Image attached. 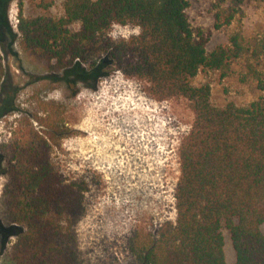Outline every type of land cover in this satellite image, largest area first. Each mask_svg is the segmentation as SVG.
Segmentation results:
<instances>
[{"label":"trees","instance_id":"1","mask_svg":"<svg viewBox=\"0 0 264 264\" xmlns=\"http://www.w3.org/2000/svg\"><path fill=\"white\" fill-rule=\"evenodd\" d=\"M21 1L39 14H19L20 47L47 70L85 82L105 76L111 66L143 83L154 100L189 102L194 121L178 149L176 219L155 234L141 231L134 244L141 264H228L223 231L232 264H264V72L254 65L264 54V31L250 53L239 34L208 53V39L188 21L186 0H62L60 16L51 12L56 0ZM233 17L225 16L224 25ZM113 25H132L139 33L113 41L107 37ZM248 53L247 75L262 95L246 106L213 105L210 87L195 85L194 78L202 70L228 69ZM91 61L97 64L82 67ZM3 77L0 53V85ZM49 158L48 141L28 126L0 152L7 177L4 218L25 228L7 255L11 264H80L75 235L62 219L80 215L81 190L65 184Z\"/></svg>","mask_w":264,"mask_h":264},{"label":"rangeland","instance_id":"2","mask_svg":"<svg viewBox=\"0 0 264 264\" xmlns=\"http://www.w3.org/2000/svg\"><path fill=\"white\" fill-rule=\"evenodd\" d=\"M61 1L56 0L52 14H62ZM186 1L188 21L195 34L208 39V53L229 44L235 34L250 53L264 31V3L233 7L214 0ZM35 10L26 1L0 0V152L27 126L39 131L49 143L54 171L81 190L80 215L62 219L75 235L80 264H141L134 246L141 231L155 234L176 219L178 149L194 121L189 102L154 100L143 83L111 66L103 70L105 76L85 82L67 71L47 70L20 47L19 14H39ZM228 14L233 20L224 25ZM138 33L132 25H113L107 37L121 41ZM249 53L228 69L200 71L193 83L208 85L217 107L248 105L262 95L247 75ZM254 65L264 72V54ZM4 169L0 159V264H11L7 255L25 228L4 218ZM261 231L264 235V224ZM223 236L225 260L232 264L229 235L223 231Z\"/></svg>","mask_w":264,"mask_h":264},{"label":"bare ground","instance_id":"3","mask_svg":"<svg viewBox=\"0 0 264 264\" xmlns=\"http://www.w3.org/2000/svg\"><path fill=\"white\" fill-rule=\"evenodd\" d=\"M107 113V112H106Z\"/></svg>","mask_w":264,"mask_h":264}]
</instances>
